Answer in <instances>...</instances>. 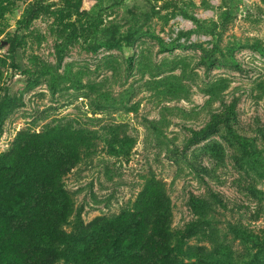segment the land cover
<instances>
[{
	"label": "rangeland",
	"instance_id": "374dc122",
	"mask_svg": "<svg viewBox=\"0 0 264 264\" xmlns=\"http://www.w3.org/2000/svg\"><path fill=\"white\" fill-rule=\"evenodd\" d=\"M36 1L65 0L0 13V154L21 130L93 131L95 150L64 177L72 218L119 214L152 173L172 227L193 218L190 194L209 199L221 252L264 264V0H79L70 20L86 31L63 47L52 15L21 25ZM231 104L237 138L221 123L190 141ZM117 124L134 140L127 156L108 151Z\"/></svg>",
	"mask_w": 264,
	"mask_h": 264
},
{
	"label": "trees",
	"instance_id": "16d2710c",
	"mask_svg": "<svg viewBox=\"0 0 264 264\" xmlns=\"http://www.w3.org/2000/svg\"><path fill=\"white\" fill-rule=\"evenodd\" d=\"M16 1L0 0V13ZM79 9V0H65L56 10L36 1L20 23L27 27L41 13L52 15L63 47L86 31L70 20L73 12L82 13ZM2 110L0 106V121ZM234 116L231 104L225 114L215 113L202 128L192 130L190 141L207 138L221 123L227 136L237 138ZM109 134V153L127 156L134 140L125 134L124 124ZM95 138L93 131L67 125L21 130L0 154V264H232L210 224L212 201L190 194L193 218L174 228L165 183L152 173L144 176L131 207L119 214L97 216L88 223L72 218L74 203L64 177L95 150ZM192 240L208 242L211 248Z\"/></svg>",
	"mask_w": 264,
	"mask_h": 264
}]
</instances>
